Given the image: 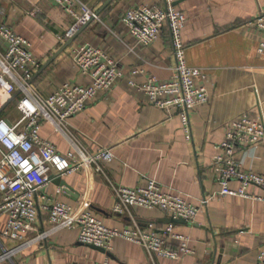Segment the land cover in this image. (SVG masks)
<instances>
[{
  "label": "crops",
  "instance_id": "0c3cea01",
  "mask_svg": "<svg viewBox=\"0 0 264 264\" xmlns=\"http://www.w3.org/2000/svg\"><path fill=\"white\" fill-rule=\"evenodd\" d=\"M78 1L79 13L85 4L97 17L40 72L67 41L60 37L74 19L51 0H0L2 20L30 42V51L39 62L30 81L42 97L64 82L90 83V77L76 68L70 55L73 48L84 43L107 52L122 71L113 87L98 90L83 110L68 119L63 133L52 122L42 121L40 137L50 141L60 154L73 151L79 160L81 153L110 148L114 158L99 161L98 171L94 165L81 166L52 178L36 197L37 227L48 228L41 208L47 200L60 199L78 207L89 199L93 214L112 227L138 225L162 236L171 223L176 233L188 238L192 251L168 259L149 255L141 245L120 237L113 239L111 250L100 251L79 243L76 228H66L0 264H256L259 252H264V201L218 195L221 186L215 180L212 158L221 152L217 146L224 139L228 122L242 115L260 117L264 122V52L258 51L264 33L254 26V20L264 15V0H112L107 5L108 0ZM168 2L187 17L182 29L185 60L200 70L202 75L195 82L204 84L208 92L209 101L189 113V140L175 108L163 111L155 107L138 86L131 84L140 85L148 79L162 83L175 74L167 24L157 40L142 46L121 21L129 5L162 7ZM237 157L245 168L264 175V142L254 149H241ZM149 178L198 205L195 221H181L158 208L136 205L129 213H113L116 186L133 188ZM61 181L70 192L58 193ZM229 184L239 186L236 181ZM247 191L264 195V190L254 185ZM204 198L206 204L202 203ZM6 219L5 214L0 215V252L2 247L13 245L1 234ZM166 242L173 248L180 243L172 237Z\"/></svg>",
  "mask_w": 264,
  "mask_h": 264
},
{
  "label": "built area",
  "instance_id": "2783aa9c",
  "mask_svg": "<svg viewBox=\"0 0 264 264\" xmlns=\"http://www.w3.org/2000/svg\"><path fill=\"white\" fill-rule=\"evenodd\" d=\"M64 8L74 19L72 26L60 40L70 38L80 26L97 17L95 10L82 5V12L77 11L78 0H51ZM4 10L0 5V107L18 91L11 100L17 115L6 116L0 113V215L7 219L2 229L3 238L12 243L2 247L0 263L11 260L16 252L45 242L55 232L77 229V240L109 251L114 238L120 237L141 245L149 255L177 259L192 250L187 244V237L176 233L170 223L160 236L152 228L138 225L116 228L99 220L92 212L89 199L78 207L64 203L60 199L47 200L41 205L46 213L48 228L37 227L39 207L36 197L52 178L72 173L81 166L94 165L98 171L99 161L110 162L114 154L110 148H99L94 153H81L75 159L73 151L60 154L55 146L40 137L42 121H50L55 129L64 132L68 119L85 108L92 101L98 90H106L122 76L116 59L98 47L88 43L78 45L70 51L73 63L80 72L90 77L88 84L64 82L53 93L42 97L32 87L31 78L38 60L30 51V42L5 24L2 20ZM128 33L137 43L146 46L161 35L164 24L171 33V44L175 60V74L162 83L154 79L132 85L145 94L155 107L168 111L175 108L181 118V126L186 139H191L189 113L199 104L208 102V92L204 84L196 83L201 77L199 69L190 67L185 60V45L182 29L187 19L181 9L171 2L165 6L129 5L121 16ZM256 29L264 33V15L254 20ZM258 51L264 52V40L258 44ZM134 70L133 72H136ZM10 102V103H11ZM224 139L218 144L220 153L212 158L215 180L221 189L218 195L241 196L264 201V195H252L247 188L254 185L264 190V175L247 169L238 159L237 153L243 148H253L264 142V122L260 117L242 115L228 122ZM231 181L239 186L232 187ZM58 189L59 194L64 190ZM115 214L129 213L130 208L141 206L146 209L158 208L178 218L193 223L199 213V206L183 198L180 194L165 189L156 179L149 178L143 185L133 188L116 186L114 188ZM211 195L210 197H212ZM207 198L202 200L206 204ZM172 237L180 241L177 248L168 246L166 239ZM256 264H264V252L260 251Z\"/></svg>",
  "mask_w": 264,
  "mask_h": 264
},
{
  "label": "water",
  "instance_id": "95a60500",
  "mask_svg": "<svg viewBox=\"0 0 264 264\" xmlns=\"http://www.w3.org/2000/svg\"><path fill=\"white\" fill-rule=\"evenodd\" d=\"M112 0H108L107 2H106V4L105 5H107V4H109L110 2H111ZM104 5V6H105ZM87 23H85L84 25H82V26H80L79 28H78V30L74 33V34H72V36L70 37V38H68L67 39V41L66 42H64L62 45H61V47L55 52V54L54 55H52L45 63H44V65L43 66H41V68L39 69L40 70V72L44 69V67L45 66H47L50 62H52L58 55H60L61 54V51H63L67 46H69L71 43H72V41L78 36V33L82 30V28L86 25ZM39 72V73H40ZM19 92L17 91L12 97H11V99L9 100V101H7V102H5L4 104H2L1 105V107H0V113L2 112V110L6 107V106H8V104L11 102V100L18 94ZM56 178H60V177H56ZM60 186L63 188V190H64V192H66V193H68V192H70L71 191V189H69V187H68V185L66 184V182L64 183V182H60ZM182 221V220H181ZM94 248H96V249H98V250H104L103 248H98V247H95V246H93Z\"/></svg>",
  "mask_w": 264,
  "mask_h": 264
},
{
  "label": "rangeland",
  "instance_id": "374dc122",
  "mask_svg": "<svg viewBox=\"0 0 264 264\" xmlns=\"http://www.w3.org/2000/svg\"><path fill=\"white\" fill-rule=\"evenodd\" d=\"M7 114H9L11 116L17 115V113L15 112V109H14L13 102L9 103L8 106H6L1 112V115H3V116H6Z\"/></svg>",
  "mask_w": 264,
  "mask_h": 264
}]
</instances>
